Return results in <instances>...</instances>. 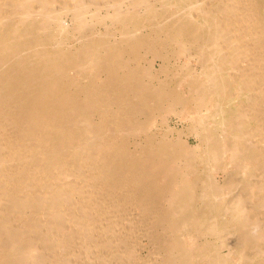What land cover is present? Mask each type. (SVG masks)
I'll list each match as a JSON object with an SVG mask.
<instances>
[{
  "label": "bare ground",
  "instance_id": "bare-ground-1",
  "mask_svg": "<svg viewBox=\"0 0 264 264\" xmlns=\"http://www.w3.org/2000/svg\"><path fill=\"white\" fill-rule=\"evenodd\" d=\"M0 264H264V0H0Z\"/></svg>",
  "mask_w": 264,
  "mask_h": 264
},
{
  "label": "rangeland",
  "instance_id": "rangeland-1",
  "mask_svg": "<svg viewBox=\"0 0 264 264\" xmlns=\"http://www.w3.org/2000/svg\"><path fill=\"white\" fill-rule=\"evenodd\" d=\"M74 42H75V43H74ZM69 44H71L73 47H74V46H77V42H76V41H73V40H71V42H69ZM78 45H79V44H78ZM172 47H173V48H172ZM170 48H171V49H170ZM174 49L179 50L180 48L178 49V47H177L176 45L174 46V45L172 44V45L169 47V50L172 52ZM148 57H150V54H148ZM183 60L185 61V59L182 58V59L179 61V64H180V63H183ZM181 61H182V62H181ZM175 65L178 66V64H176V63H175ZM139 240H142V242L140 241V243H143V244L146 243V240L143 239V238H141V239H139ZM141 245H142V244H141ZM141 250H142V249H141ZM143 252H144V253H143ZM145 252L148 253L146 248H144V249L141 251V256H144V255H145ZM145 256H146V255H145ZM142 258H143V257H142Z\"/></svg>",
  "mask_w": 264,
  "mask_h": 264
}]
</instances>
